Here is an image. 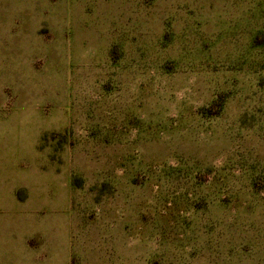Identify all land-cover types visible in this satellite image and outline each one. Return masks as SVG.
Listing matches in <instances>:
<instances>
[{
    "label": "rangeland",
    "instance_id": "1",
    "mask_svg": "<svg viewBox=\"0 0 264 264\" xmlns=\"http://www.w3.org/2000/svg\"><path fill=\"white\" fill-rule=\"evenodd\" d=\"M0 93V264H264V0H0Z\"/></svg>",
    "mask_w": 264,
    "mask_h": 264
},
{
    "label": "crops",
    "instance_id": "2",
    "mask_svg": "<svg viewBox=\"0 0 264 264\" xmlns=\"http://www.w3.org/2000/svg\"><path fill=\"white\" fill-rule=\"evenodd\" d=\"M0 95H1V93H0ZM1 107H2V97H0V110H1ZM1 143H2V141H1Z\"/></svg>",
    "mask_w": 264,
    "mask_h": 264
}]
</instances>
